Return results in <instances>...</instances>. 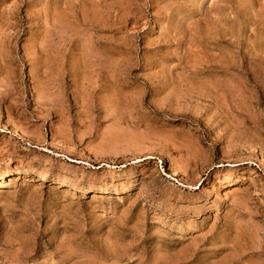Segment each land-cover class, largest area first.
<instances>
[{"label":"rangeland","instance_id":"obj_1","mask_svg":"<svg viewBox=\"0 0 264 264\" xmlns=\"http://www.w3.org/2000/svg\"><path fill=\"white\" fill-rule=\"evenodd\" d=\"M0 264H264V0H0Z\"/></svg>","mask_w":264,"mask_h":264},{"label":"bare ground","instance_id":"obj_2","mask_svg":"<svg viewBox=\"0 0 264 264\" xmlns=\"http://www.w3.org/2000/svg\"><path fill=\"white\" fill-rule=\"evenodd\" d=\"M205 87H206V86H205ZM207 88H208V86H207ZM207 88H206V90H208ZM201 89H202V88H200V90H201ZM200 90H199V91H200ZM221 90H224V89L221 88ZM202 91H203V90H202ZM8 126H9V125H8ZM12 126H13V125H12ZM12 126L10 125L9 127H12ZM14 128H15V127L13 126L12 130H13ZM15 129H16V128H15ZM13 131L15 132V130H13ZM22 133H24V132H22ZM22 135H23V134H22ZM24 135H25V134H24ZM22 139H23V137H22ZM25 139H26V137H25ZM28 139H30V138H28ZM28 139H27V140H28ZM27 140H26V141H27ZM28 142H29V141H28ZM149 159H153V157L150 156ZM174 172H175L174 175H177L178 171H177V170H174Z\"/></svg>","mask_w":264,"mask_h":264}]
</instances>
